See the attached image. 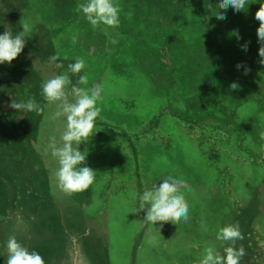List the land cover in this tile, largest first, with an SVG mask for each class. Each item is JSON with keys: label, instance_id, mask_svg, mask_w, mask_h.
<instances>
[{"label": "rangeland", "instance_id": "obj_1", "mask_svg": "<svg viewBox=\"0 0 264 264\" xmlns=\"http://www.w3.org/2000/svg\"><path fill=\"white\" fill-rule=\"evenodd\" d=\"M86 2L0 0V34L4 25L23 31L22 18L31 28L18 58L0 65V264L10 236L45 264H196L205 247L222 251L217 231L237 223L240 264H264V65L255 19L264 0L229 8L224 20L215 17L218 0H114L119 26L95 29L77 10ZM77 58L88 87L104 91L93 137L80 145L96 180L68 195L49 147L53 137L62 146L66 117L55 115L59 102L47 103L41 85L53 73L76 83L67 66ZM12 98H35L44 112L18 113L6 106ZM168 175L186 181L190 219L146 224L139 196Z\"/></svg>", "mask_w": 264, "mask_h": 264}, {"label": "clouds", "instance_id": "obj_2", "mask_svg": "<svg viewBox=\"0 0 264 264\" xmlns=\"http://www.w3.org/2000/svg\"><path fill=\"white\" fill-rule=\"evenodd\" d=\"M247 5L248 0H218L216 7L220 11L215 17L217 20H224L227 9L232 8L239 13L244 11ZM77 10L84 14L93 29L99 25L109 28L119 26L121 9L114 0H87L86 3L79 4ZM255 19L259 22L257 37L260 44L258 54L261 59L258 63L264 65V3H261L259 10L255 13ZM20 25L23 31L15 35L10 25H4L5 31L0 34V65H11L23 52L26 37L31 28L23 18ZM72 40L76 43V36H73ZM242 50L245 52L248 50L247 43L242 45ZM48 60L49 64L56 69L64 67L62 63H57L60 60L59 55H51ZM85 66L82 58H77L74 63L68 64L67 73L78 77L74 84L68 74L53 73L41 85V94L47 103L59 102V110L55 115L66 117V130L61 136L62 146L57 147L53 137L49 147L59 164L56 172L58 187L68 195L89 189L94 184L97 173L85 166L88 152L81 151L80 145L93 137L95 121L101 113L98 102L102 101L104 89L99 83L88 87V76L80 75ZM242 67L245 69V75L251 71L242 63L236 65L237 70ZM68 85H71L70 91H66ZM239 88L240 85L237 82L230 84L231 90H239ZM69 95L73 98L71 102L68 99ZM6 106L18 113L41 115L44 112V107L35 98H29L26 101H17L12 98ZM259 136L261 140H264V131L260 132ZM185 187L186 181L182 177L168 175L152 189L143 191L139 196L136 212L146 213L143 220L146 224L187 223L190 216L189 204L182 191ZM216 239L221 242L222 251L214 246L205 247L196 264H240L246 251L242 244L237 247V242L244 239L239 224H228L219 228ZM145 242L153 245L156 243V237L145 233ZM6 247L8 253L6 264H45L43 257L37 251L30 250L15 236L9 237Z\"/></svg>", "mask_w": 264, "mask_h": 264}, {"label": "trees", "instance_id": "obj_3", "mask_svg": "<svg viewBox=\"0 0 264 264\" xmlns=\"http://www.w3.org/2000/svg\"><path fill=\"white\" fill-rule=\"evenodd\" d=\"M2 8H3V10H4L5 13L8 12V11L6 10V7H5V6H3ZM57 63H60V61H57ZM66 91H68V90L66 89ZM241 244H242V243H241ZM242 245H243V244H242ZM243 247H244V245H243Z\"/></svg>", "mask_w": 264, "mask_h": 264}]
</instances>
